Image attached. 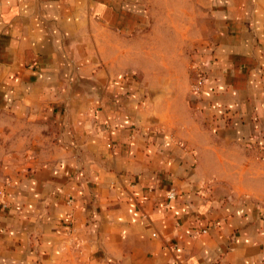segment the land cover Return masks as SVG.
Segmentation results:
<instances>
[{"label": "crops", "instance_id": "obj_1", "mask_svg": "<svg viewBox=\"0 0 264 264\" xmlns=\"http://www.w3.org/2000/svg\"><path fill=\"white\" fill-rule=\"evenodd\" d=\"M198 2L176 93L127 1L0 0V264H264V204L213 170L221 138L264 149V0Z\"/></svg>", "mask_w": 264, "mask_h": 264}, {"label": "rangeland", "instance_id": "obj_2", "mask_svg": "<svg viewBox=\"0 0 264 264\" xmlns=\"http://www.w3.org/2000/svg\"><path fill=\"white\" fill-rule=\"evenodd\" d=\"M125 1L142 13L141 25L133 41L135 46L142 47V51L133 61L147 67L152 66L153 61L162 66L169 64L176 79V93L183 92L186 84L189 86L193 81L192 52L213 39L214 20L207 6L204 8L198 0ZM125 43H131V40L125 39ZM146 85L150 90L158 89V94L164 97V78L149 77ZM166 106L164 98L157 99L158 116L165 118ZM172 107L180 114L179 104ZM168 116L172 117L169 113ZM213 136L218 138L216 134ZM213 153L214 160L215 157L219 160L213 170L221 180L237 192L264 204V149L254 145H234L221 138Z\"/></svg>", "mask_w": 264, "mask_h": 264}, {"label": "built area", "instance_id": "obj_3", "mask_svg": "<svg viewBox=\"0 0 264 264\" xmlns=\"http://www.w3.org/2000/svg\"><path fill=\"white\" fill-rule=\"evenodd\" d=\"M202 81H203L202 74L197 72V75H195L194 82L192 85V90L195 92H198L201 88ZM173 195H174V190H170L168 197L172 198ZM201 231L204 232V231H206V229H202Z\"/></svg>", "mask_w": 264, "mask_h": 264}]
</instances>
